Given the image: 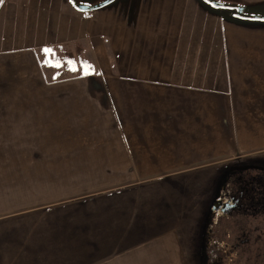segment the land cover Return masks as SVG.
<instances>
[{
  "label": "crops",
  "instance_id": "crops-1",
  "mask_svg": "<svg viewBox=\"0 0 264 264\" xmlns=\"http://www.w3.org/2000/svg\"><path fill=\"white\" fill-rule=\"evenodd\" d=\"M78 14L79 50L93 70L52 83L48 98L0 99L3 154L44 131L123 156L118 170L192 171L264 147V24L238 23L195 0H118ZM9 53L3 60L18 72L20 52ZM175 250L164 242L108 264H177Z\"/></svg>",
  "mask_w": 264,
  "mask_h": 264
},
{
  "label": "rangeland",
  "instance_id": "rangeland-1",
  "mask_svg": "<svg viewBox=\"0 0 264 264\" xmlns=\"http://www.w3.org/2000/svg\"><path fill=\"white\" fill-rule=\"evenodd\" d=\"M76 1L95 6L104 0ZM212 1L264 16V0ZM62 3L73 8L66 0H0V99L48 98L52 83L85 77L80 15L74 10L68 17ZM65 23L70 30L64 33L59 28ZM70 35L73 41L57 43ZM45 48L51 53L45 55ZM15 51L20 55L14 61L23 62L18 72L10 70L16 69L12 59L2 57ZM68 60L76 62V71ZM87 64L92 71L94 65ZM7 83L14 86L7 89ZM48 135L41 131L23 138L20 146L9 147L8 156L0 149V264H108L146 246L158 252L164 242L176 247L169 255L177 264H215L220 246L213 238L229 242L233 235L227 234L226 224L238 221L220 220L221 230L216 229L220 222L207 221L218 185L229 167L264 175V147L219 155L199 170H118L123 156L81 146L86 139L65 138V133ZM251 220L247 227L261 226L257 235L263 240L244 247L245 264H264V218ZM232 259L227 255L221 264H234Z\"/></svg>",
  "mask_w": 264,
  "mask_h": 264
},
{
  "label": "flooded vegetation",
  "instance_id": "flooded-vegetation-1",
  "mask_svg": "<svg viewBox=\"0 0 264 264\" xmlns=\"http://www.w3.org/2000/svg\"><path fill=\"white\" fill-rule=\"evenodd\" d=\"M212 202L210 210L207 212V214L209 213L207 221H210V224L226 219L234 221L233 218H235L238 220L233 225L231 223L226 224V230L229 232L227 234L233 235V239L231 237L229 242L217 240V237L213 238L214 242L217 241L220 246L218 247L219 256H217V251H214L217 257L214 260L215 264L223 263V259L227 255L231 259L233 258L234 264L247 263L249 259L243 257L244 247L250 248L253 243H259L263 240L257 235L259 234L258 231L263 228L261 226L247 227V223L251 219L256 222L257 220L262 221L264 218V175L251 173L241 168L235 170L234 167H229L218 185L216 196ZM221 223L216 229H223L220 226ZM230 225L235 227V234L229 230ZM263 233L262 231L260 234L263 235Z\"/></svg>",
  "mask_w": 264,
  "mask_h": 264
},
{
  "label": "water",
  "instance_id": "water-1",
  "mask_svg": "<svg viewBox=\"0 0 264 264\" xmlns=\"http://www.w3.org/2000/svg\"><path fill=\"white\" fill-rule=\"evenodd\" d=\"M68 3L73 7L74 10H76L79 13H89L93 11H97L100 9H103L113 3H115L118 0H104L103 2L95 5V6H87L78 4L76 0H66ZM205 5L209 6L210 8L214 10H220V11H227L232 12L231 16L232 18L243 21V22H249V23H264V16H250L245 14V8L241 6H235V5H227L218 3L212 0H200ZM217 205V204H215ZM214 205V207H215Z\"/></svg>",
  "mask_w": 264,
  "mask_h": 264
},
{
  "label": "snow or ice",
  "instance_id": "snow-or-ice-1",
  "mask_svg": "<svg viewBox=\"0 0 264 264\" xmlns=\"http://www.w3.org/2000/svg\"><path fill=\"white\" fill-rule=\"evenodd\" d=\"M42 51L45 53V55H48L49 53H51L52 50L51 49H48V48H45ZM67 63L69 64L71 71H76L77 70V68L75 67V64H76L75 61L68 60ZM55 66L59 67L60 66V62L57 61L56 64H55ZM81 67L84 70V74L87 75L88 74V71L90 69V66L87 64V62H84Z\"/></svg>",
  "mask_w": 264,
  "mask_h": 264
},
{
  "label": "trees",
  "instance_id": "trees-1",
  "mask_svg": "<svg viewBox=\"0 0 264 264\" xmlns=\"http://www.w3.org/2000/svg\"><path fill=\"white\" fill-rule=\"evenodd\" d=\"M231 14H232V12H231ZM232 20H234V21H236V22H238V23H244L243 21H239V20H236V19H234V18H232Z\"/></svg>",
  "mask_w": 264,
  "mask_h": 264
}]
</instances>
